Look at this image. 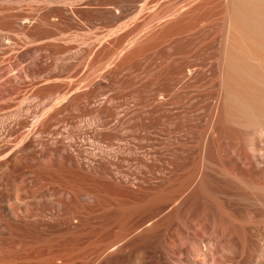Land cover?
I'll use <instances>...</instances> for the list:
<instances>
[{
	"label": "rangeland",
	"instance_id": "obj_1",
	"mask_svg": "<svg viewBox=\"0 0 264 264\" xmlns=\"http://www.w3.org/2000/svg\"><path fill=\"white\" fill-rule=\"evenodd\" d=\"M246 47L229 0H0V264H264Z\"/></svg>",
	"mask_w": 264,
	"mask_h": 264
},
{
	"label": "bare ground",
	"instance_id": "obj_2",
	"mask_svg": "<svg viewBox=\"0 0 264 264\" xmlns=\"http://www.w3.org/2000/svg\"><path fill=\"white\" fill-rule=\"evenodd\" d=\"M229 2L247 47L245 53H225V104L243 124H264V0Z\"/></svg>",
	"mask_w": 264,
	"mask_h": 264
}]
</instances>
